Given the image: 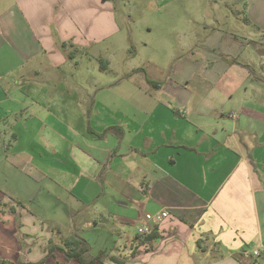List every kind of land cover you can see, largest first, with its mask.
<instances>
[{
  "label": "crops",
  "instance_id": "crops-1",
  "mask_svg": "<svg viewBox=\"0 0 264 264\" xmlns=\"http://www.w3.org/2000/svg\"><path fill=\"white\" fill-rule=\"evenodd\" d=\"M135 1L0 0V264H81L49 249L72 236L93 264H264V0H209L144 67Z\"/></svg>",
  "mask_w": 264,
  "mask_h": 264
},
{
  "label": "rangeland",
  "instance_id": "rangeland-1",
  "mask_svg": "<svg viewBox=\"0 0 264 264\" xmlns=\"http://www.w3.org/2000/svg\"><path fill=\"white\" fill-rule=\"evenodd\" d=\"M209 3V0H176L165 4L159 0H136L129 9L131 18H120L121 23L128 28L127 31L125 27L123 36L130 41V49L125 53L119 49V58L129 53L130 57L135 58L136 67H144L143 59L147 57L157 60L161 66H166V63L170 66L171 62H166V58L171 54L176 57L183 54L184 50L180 45L185 36L184 31H189L193 21L202 16L203 12L209 14ZM215 5L211 0L212 9ZM220 8L226 11L224 4ZM148 27L151 29L148 30ZM157 68L158 65L151 66L150 70L156 73ZM252 69L264 73V64L253 66Z\"/></svg>",
  "mask_w": 264,
  "mask_h": 264
},
{
  "label": "trees",
  "instance_id": "trees-1",
  "mask_svg": "<svg viewBox=\"0 0 264 264\" xmlns=\"http://www.w3.org/2000/svg\"><path fill=\"white\" fill-rule=\"evenodd\" d=\"M65 247H55V246H50V252L53 250L59 249L61 250L66 258L68 260H77L81 264H93L98 260H102L104 257V252L98 254L97 256L87 260L86 259V254L89 253V246L87 245V242L83 240L82 238L73 236L65 240ZM114 263L116 264H123L122 261L119 258L116 257H111L110 258ZM45 258L39 262L38 264H43L45 262ZM2 264H12L9 261H3ZM21 264V263H18Z\"/></svg>",
  "mask_w": 264,
  "mask_h": 264
},
{
  "label": "built area",
  "instance_id": "built-area-1",
  "mask_svg": "<svg viewBox=\"0 0 264 264\" xmlns=\"http://www.w3.org/2000/svg\"><path fill=\"white\" fill-rule=\"evenodd\" d=\"M165 215L166 212H160L157 214H145V216H143L139 221V225L137 228L138 236L141 238H146L151 235L162 223Z\"/></svg>",
  "mask_w": 264,
  "mask_h": 264
}]
</instances>
